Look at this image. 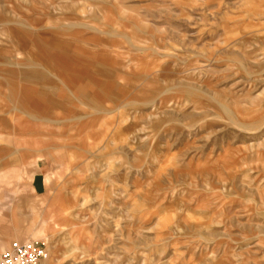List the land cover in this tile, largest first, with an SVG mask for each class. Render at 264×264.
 Returning <instances> with one entry per match:
<instances>
[{
  "label": "rangeland",
  "instance_id": "1",
  "mask_svg": "<svg viewBox=\"0 0 264 264\" xmlns=\"http://www.w3.org/2000/svg\"><path fill=\"white\" fill-rule=\"evenodd\" d=\"M18 170L51 179L0 237L41 264H264V0H0Z\"/></svg>",
  "mask_w": 264,
  "mask_h": 264
},
{
  "label": "crops",
  "instance_id": "2",
  "mask_svg": "<svg viewBox=\"0 0 264 264\" xmlns=\"http://www.w3.org/2000/svg\"><path fill=\"white\" fill-rule=\"evenodd\" d=\"M42 157H38L34 160V164L40 162ZM24 174V175H23ZM26 173H23L22 170L12 171V172H5L3 175L0 176V192L3 190H10L14 191V194L18 196L25 192L23 189V185L20 186L21 182L25 179H29L32 181V194L35 195H45L47 193L46 185L49 184L51 177L46 176L42 171L37 172L34 174V177L30 178L29 176L25 177ZM29 177V178H28ZM37 208V207H36ZM36 208H31L30 211L34 212ZM51 217L48 219L51 220ZM57 226V224H55ZM46 225L43 224L39 229L36 231V235L39 237L40 240H43L47 244V240H49V236H47ZM30 242V241H27ZM32 243V242H30ZM6 250V243L2 241L0 237V252H4Z\"/></svg>",
  "mask_w": 264,
  "mask_h": 264
},
{
  "label": "built area",
  "instance_id": "3",
  "mask_svg": "<svg viewBox=\"0 0 264 264\" xmlns=\"http://www.w3.org/2000/svg\"><path fill=\"white\" fill-rule=\"evenodd\" d=\"M45 258L44 247L38 243L16 241L0 254V264H41Z\"/></svg>",
  "mask_w": 264,
  "mask_h": 264
}]
</instances>
